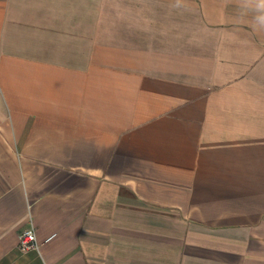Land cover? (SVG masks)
I'll use <instances>...</instances> for the list:
<instances>
[{
	"label": "crops",
	"instance_id": "0c3cea01",
	"mask_svg": "<svg viewBox=\"0 0 264 264\" xmlns=\"http://www.w3.org/2000/svg\"><path fill=\"white\" fill-rule=\"evenodd\" d=\"M0 264H264V0H0Z\"/></svg>",
	"mask_w": 264,
	"mask_h": 264
},
{
	"label": "built area",
	"instance_id": "2783aa9c",
	"mask_svg": "<svg viewBox=\"0 0 264 264\" xmlns=\"http://www.w3.org/2000/svg\"><path fill=\"white\" fill-rule=\"evenodd\" d=\"M38 242L33 225L21 231L19 235V249L23 252L37 249Z\"/></svg>",
	"mask_w": 264,
	"mask_h": 264
}]
</instances>
